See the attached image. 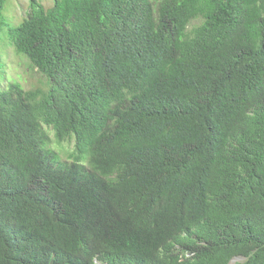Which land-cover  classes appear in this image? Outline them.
<instances>
[{
  "label": "trees",
  "instance_id": "1",
  "mask_svg": "<svg viewBox=\"0 0 264 264\" xmlns=\"http://www.w3.org/2000/svg\"><path fill=\"white\" fill-rule=\"evenodd\" d=\"M51 2L14 26L0 0L52 85L1 89L0 63V264H264V0Z\"/></svg>",
  "mask_w": 264,
  "mask_h": 264
},
{
  "label": "rangeland",
  "instance_id": "2",
  "mask_svg": "<svg viewBox=\"0 0 264 264\" xmlns=\"http://www.w3.org/2000/svg\"><path fill=\"white\" fill-rule=\"evenodd\" d=\"M41 4L43 5L44 9H47L52 6L51 0H41ZM4 8L8 9L5 13V15L7 16V22L10 25L17 26L21 21L20 19L23 18V11L27 9V3L26 0H6ZM11 13L13 18L11 16ZM0 63H2L6 67L4 75L6 81L15 80L19 82L21 87L26 91H30L36 88H47V84L44 79L37 75L36 71H28V62L24 58L19 57L12 48L7 46L3 47L2 45H0ZM47 134L49 138L47 147L60 151L62 153L63 158L67 160V155L72 149V143L69 141L67 143L59 145L55 142V138H53L54 136H52L53 133L47 130ZM55 153L57 154L58 160L61 163L59 153ZM242 261L243 260L241 258H235L230 262V264H241Z\"/></svg>",
  "mask_w": 264,
  "mask_h": 264
},
{
  "label": "clouds",
  "instance_id": "3",
  "mask_svg": "<svg viewBox=\"0 0 264 264\" xmlns=\"http://www.w3.org/2000/svg\"><path fill=\"white\" fill-rule=\"evenodd\" d=\"M24 59H25V58H24ZM25 60H26V59H25ZM26 61H27V60H26ZM27 62H28V61H27ZM1 64H2V63H1ZM28 64H29V63H28ZM5 68H6V67H5ZM29 68H30V67H29ZM37 70H38V69H34V70L30 71V72L36 71V73H38ZM5 71H6V70H5ZM4 75H5V74H4ZM37 75H38V74H37ZM39 76H40V75H39ZM40 77H41V76H40ZM41 78L44 79L43 77H41ZM44 81H45L46 84H47V88H46V89L36 88V89H32V90H41V91H43V92H46V91H48L49 88L52 89V85H51V83H50V86H49L48 82H47L45 79H44ZM14 82L17 83V84L20 86V88L22 89L23 92H26V90H24V89L21 87V85H20L19 82L15 81V80H8V81H6L5 78H4V80L2 81L1 89L4 88V87H6L8 84H12V83H14ZM32 90H30V91H32ZM27 91H29V90H27ZM110 105H111V104H110ZM47 130H49L51 133H53L52 136H54L53 138H55L54 132L52 131L51 128H48V127L42 126V131L44 132V134H45V136H46V138H47V142H46L45 145L43 144L42 149H43L44 151H47V152H51V153H53V154L56 156L57 164H58V165H60V166L77 165V166H79V167H83V169H84L86 172H88V171H89V166H88V164H87V160H88V158H89L88 153H85V154L82 155L81 157L78 156V154H77V152H76V148H75V137H74V135H69L68 137H66V138H64V139H62V140H59V139L57 140L56 138L54 139L55 142H56L57 144H59V145H60V144L67 143V142H69V141L72 143V149H71V151L69 152V154L67 155V160H65V159L63 158V156H62V153H61L60 151H57V150H54V149H50L49 147H47V144H48V141H49L48 134H47ZM16 137H17V136H16ZM17 138H18V137H17ZM18 141H19L18 148L13 147V153H14L18 158L23 159V160L25 161V160H26V155H25V153H24V150H23V148H22V145H21V143H20L19 138H18ZM55 152H58V153H59L60 158H61V163L59 162V160H58V156H57V154H56ZM0 165H1V168H2V169H3V167H17V166L14 165L13 163H11V161H10V159H9V156H8L6 150H5V149H2V148H0ZM89 212H90V211L86 210V209L83 207V213H82L80 216H75V217H73V223H74V225L76 224V222H77L80 218L86 216ZM184 258H189V255H188V254H185V255H184Z\"/></svg>",
  "mask_w": 264,
  "mask_h": 264
}]
</instances>
